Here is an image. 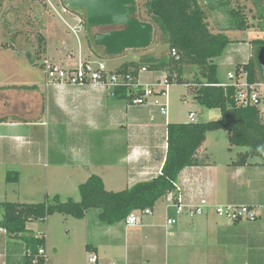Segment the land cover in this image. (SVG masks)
<instances>
[{"label": "crops", "instance_id": "obj_1", "mask_svg": "<svg viewBox=\"0 0 264 264\" xmlns=\"http://www.w3.org/2000/svg\"><path fill=\"white\" fill-rule=\"evenodd\" d=\"M128 52L120 55L125 62L109 71L139 59ZM89 57L80 51L70 54L63 60L64 67L104 64L107 59L92 51ZM39 70L44 75L41 82L24 81L19 69L0 73L4 77L0 81V167L14 163L36 174L45 162L48 178L52 174L60 181L71 177L75 184L96 175L113 192L162 174L167 127L175 121L160 113L158 98L133 106L135 98L116 92L125 87L53 86L45 69ZM165 76L163 71L141 72L138 83L155 85ZM206 142L198 154L205 163L185 169L178 180L187 201L205 198L212 206H248L257 212L256 221L231 223L210 209L195 217L182 215L168 227V217L175 215L166 210L164 199L134 227L125 221L106 226L99 220V211H90L82 220L91 233L88 249L100 264H264V165L253 158L250 164L235 166L231 156L210 154ZM15 172L18 180L13 181L19 183L22 171ZM25 235L32 236L31 232ZM26 254L22 235L10 236L0 227V264H27Z\"/></svg>", "mask_w": 264, "mask_h": 264}, {"label": "trees", "instance_id": "obj_2", "mask_svg": "<svg viewBox=\"0 0 264 264\" xmlns=\"http://www.w3.org/2000/svg\"><path fill=\"white\" fill-rule=\"evenodd\" d=\"M254 3L260 8L264 0H254ZM145 9L149 20L141 19L139 11L136 17L154 26V36L159 37L155 41L167 46L169 54H144L137 61L123 64L114 73L119 76L131 74L138 80L143 68L150 72L163 71L171 85L194 86L199 103L208 110L219 111L221 119L206 123L168 124L166 161L162 174L151 181L138 183L124 191L113 192L106 190L102 178L93 175L79 186L80 202H62L57 196L51 203H1L0 208L3 211L0 227L10 236L22 235L27 246V264H30L32 257L37 255L41 248L45 249L46 244L43 235H25L31 232H28L30 223L46 222L48 217L55 214L81 220L90 211H99L100 222L113 226L125 221L135 211L153 210L159 200L165 199L174 190L175 183L185 169L205 163L206 159H200L198 154L211 132L224 130L228 132L231 147L248 148V151L238 154L233 165L245 166L250 164L253 158L260 159L264 165V121L259 112L250 106H240L236 100L235 88L219 86L223 83L218 78L216 61L224 56L232 44V40L224 32H246L252 28L242 9L232 8L230 0H146ZM218 10H222L229 20L227 26H221V32L213 33L209 18ZM85 28L88 46L92 52L97 53L96 49L102 47L95 44L94 36L111 31L112 28L99 29V32L93 33L96 28L87 24L86 17ZM40 41H44L41 36ZM254 45L257 53L259 48L264 47V40H258ZM173 49L180 55V61L172 58L170 53ZM125 53L126 51L123 54ZM100 56L113 58L107 57L104 51ZM30 62L35 64L33 59ZM187 66L195 68L192 82L183 77ZM240 69L248 73L250 83L263 80L256 55L247 63L237 64L235 70L239 72ZM126 90L119 88L116 92H127L129 99L142 95L141 90ZM13 176L15 181L18 180V173L9 172L8 182L13 181ZM28 253H31V257Z\"/></svg>", "mask_w": 264, "mask_h": 264}, {"label": "rangeland", "instance_id": "obj_3", "mask_svg": "<svg viewBox=\"0 0 264 264\" xmlns=\"http://www.w3.org/2000/svg\"><path fill=\"white\" fill-rule=\"evenodd\" d=\"M136 1L137 12L139 11L141 19L149 20L145 9L146 0ZM230 1L232 8L242 9L252 28L246 32H224L232 40V44L224 56L216 61L218 78L222 83L229 82L228 74L235 70L237 64L247 63L255 57L254 42L264 40V3L258 8L254 0ZM85 17L86 13L83 10L67 9L65 0H0V73L13 74L14 70L19 69L22 73L20 78L24 81L31 82L35 79L41 82L44 75L39 69H45L47 72L50 67L66 68L63 60H68L70 54L80 51L83 52V57L89 59L91 48L86 41ZM228 20V16L222 10H218L209 18L210 29L213 33H219L221 26H227ZM99 29L105 28H96L93 33L99 32ZM40 36L44 41H40ZM158 38L154 36L153 43L148 49L132 50L128 54L137 58L149 53L156 56L169 54L167 46L155 41ZM96 50L102 53V49ZM115 58L104 61L108 70L125 62L124 56ZM31 59L35 64L30 62ZM0 76L1 81L4 77ZM8 77L6 79L9 84L11 77ZM183 77L192 82L195 68L185 67ZM193 88L194 86L190 85H170L168 118L175 123H190L189 115L194 113L196 123L219 121L220 112L204 108L197 100ZM150 98H158L159 104L165 101V98L159 95ZM1 105L0 112L3 110ZM206 140L212 155L221 152L226 158L231 156L236 160L238 153L248 151V148L231 147L228 132L224 130L209 133ZM15 171H22L21 180L19 183L8 182V173ZM47 174L48 168L45 162L38 166L36 174H30L14 163L0 167V204L51 203L57 196L62 202L81 201L79 186L87 182L85 179L77 180L72 184L71 177L69 180L60 181L56 174H52L49 178ZM34 177L41 179L35 180ZM2 211L0 208V218ZM91 214L88 218L92 217ZM28 228L34 236H46L50 264H90L91 253L88 248L91 233L89 231L88 234V227L82 219L55 214L48 217L46 222L30 223Z\"/></svg>", "mask_w": 264, "mask_h": 264}, {"label": "built area", "instance_id": "obj_4", "mask_svg": "<svg viewBox=\"0 0 264 264\" xmlns=\"http://www.w3.org/2000/svg\"><path fill=\"white\" fill-rule=\"evenodd\" d=\"M171 56L176 61H180V55L177 50L171 51ZM141 72H148L143 68ZM49 84L53 86H101L104 88H118L125 87L132 90H141L142 95L135 97L132 101L133 106H143L147 104L148 99L154 95L164 97L165 101L160 104V113L168 116V89L170 87L169 78L166 76L155 85L141 86L131 74L119 76L107 69L103 63H80L74 68H58L50 67L47 70ZM228 83L220 84L221 87H233L236 90V100L240 106H250L255 108L264 121V79L255 83L249 82L248 73L243 69L233 70L228 74ZM155 89H158L155 91ZM189 119L191 123H196V115L190 113ZM166 210L175 215L168 217L167 226L172 227L178 223V218L182 215H189L191 217L205 214L208 210L213 209L215 214L224 218L231 223L253 222L257 219V212L254 208L248 206H240L234 204L212 206L211 203L201 198L198 202L193 200L187 201L184 191L179 184L175 183L174 190L165 197ZM152 210L148 209L144 212L135 211L126 220L128 227L137 226L140 223L141 217L144 215H151ZM31 257V253H28ZM90 264H100L99 257L96 254H91L89 259ZM49 258L46 249L41 248L38 254L33 256L30 264H48Z\"/></svg>", "mask_w": 264, "mask_h": 264}, {"label": "water", "instance_id": "obj_5", "mask_svg": "<svg viewBox=\"0 0 264 264\" xmlns=\"http://www.w3.org/2000/svg\"><path fill=\"white\" fill-rule=\"evenodd\" d=\"M65 4L69 9L85 11L91 28L114 29L94 36L95 44L104 49L107 57L145 50L153 43L155 28L136 17V0H65ZM119 27L122 29L115 30ZM256 58L264 79V47L257 50Z\"/></svg>", "mask_w": 264, "mask_h": 264}, {"label": "flooded vegetation", "instance_id": "obj_6", "mask_svg": "<svg viewBox=\"0 0 264 264\" xmlns=\"http://www.w3.org/2000/svg\"><path fill=\"white\" fill-rule=\"evenodd\" d=\"M120 29H122L121 27H119V28H115V30H120ZM112 30H114V29H112Z\"/></svg>", "mask_w": 264, "mask_h": 264}]
</instances>
